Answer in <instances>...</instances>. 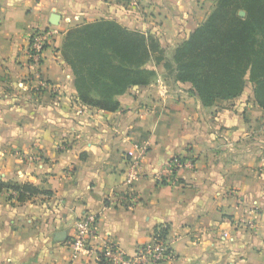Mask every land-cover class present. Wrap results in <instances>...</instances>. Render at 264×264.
I'll return each instance as SVG.
<instances>
[{
  "label": "crops",
  "instance_id": "1",
  "mask_svg": "<svg viewBox=\"0 0 264 264\" xmlns=\"http://www.w3.org/2000/svg\"><path fill=\"white\" fill-rule=\"evenodd\" d=\"M216 3L0 0V181L36 190L24 200L13 188L0 191V264H101L93 253L73 259L69 247L88 212L100 216L95 247L111 240L132 254L162 226L175 252L163 264H264V108L252 88L205 106L156 51L147 64L155 78L118 95L121 108L107 111L79 100L62 51L69 29L114 20L158 36L168 59ZM49 25L63 32L45 49L41 73L57 88L38 90L28 36ZM175 155L195 166L171 184L161 176ZM133 157L141 161L139 203L110 205L107 198L126 188Z\"/></svg>",
  "mask_w": 264,
  "mask_h": 264
},
{
  "label": "trees",
  "instance_id": "2",
  "mask_svg": "<svg viewBox=\"0 0 264 264\" xmlns=\"http://www.w3.org/2000/svg\"><path fill=\"white\" fill-rule=\"evenodd\" d=\"M245 14L242 15L241 12ZM63 54L73 68L79 100L107 111L121 108L118 95L147 86L156 76L148 62H157L177 83L190 84L202 104L231 100L252 86L254 101L264 108V0H217L206 19L165 59L160 39L152 32L129 29L114 20L77 25L65 35ZM24 200L36 192L28 184L2 183ZM50 193V191H44ZM167 227L155 236L166 239Z\"/></svg>",
  "mask_w": 264,
  "mask_h": 264
},
{
  "label": "built area",
  "instance_id": "3",
  "mask_svg": "<svg viewBox=\"0 0 264 264\" xmlns=\"http://www.w3.org/2000/svg\"><path fill=\"white\" fill-rule=\"evenodd\" d=\"M63 30L55 25H49L44 28L33 30L28 36L26 57L29 68L32 70L37 80L36 88L56 89L57 87L44 78L41 73L44 61V51L51 45L56 37ZM160 89L164 90L161 79H158ZM168 171L161 176L166 182L171 184L178 183L177 172L181 169H192L195 166V160L191 157L175 155L167 162ZM141 176L140 157L129 159L124 171L125 190L111 194L107 201L110 205H116L123 208H132L139 203L138 192L135 189V183ZM100 216L96 212L84 214L75 226V232L69 240V247L72 251V257L77 258L82 253H93L95 258L101 264H163L174 260L175 252L171 242L166 238L154 236L148 243L140 245L132 254L125 252L119 245L111 240H107L99 247H95L93 240L97 233V222ZM227 236V233L224 234Z\"/></svg>",
  "mask_w": 264,
  "mask_h": 264
},
{
  "label": "water",
  "instance_id": "4",
  "mask_svg": "<svg viewBox=\"0 0 264 264\" xmlns=\"http://www.w3.org/2000/svg\"><path fill=\"white\" fill-rule=\"evenodd\" d=\"M241 14L244 15L245 12L242 11ZM59 19H60L59 15H54V16L51 18V23H53V24H58ZM62 234H63V233H62ZM59 235H60V234H59Z\"/></svg>",
  "mask_w": 264,
  "mask_h": 264
},
{
  "label": "rangeland",
  "instance_id": "5",
  "mask_svg": "<svg viewBox=\"0 0 264 264\" xmlns=\"http://www.w3.org/2000/svg\"><path fill=\"white\" fill-rule=\"evenodd\" d=\"M247 86H248V89L252 88V86H251V84H250V83H248V85H247Z\"/></svg>",
  "mask_w": 264,
  "mask_h": 264
}]
</instances>
